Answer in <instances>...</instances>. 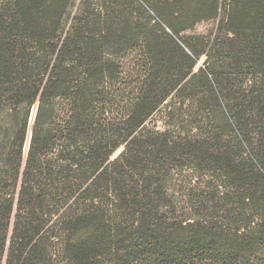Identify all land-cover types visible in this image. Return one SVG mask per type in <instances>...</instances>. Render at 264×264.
<instances>
[{"label": "trees", "instance_id": "16d2710c", "mask_svg": "<svg viewBox=\"0 0 264 264\" xmlns=\"http://www.w3.org/2000/svg\"><path fill=\"white\" fill-rule=\"evenodd\" d=\"M0 264H264V0H0Z\"/></svg>", "mask_w": 264, "mask_h": 264}, {"label": "rangeland", "instance_id": "374dc122", "mask_svg": "<svg viewBox=\"0 0 264 264\" xmlns=\"http://www.w3.org/2000/svg\"><path fill=\"white\" fill-rule=\"evenodd\" d=\"M218 24V19L217 20H212V21H207V22H202L200 24H198L192 31H190L189 33H193V34H207V33H211L215 30L216 26ZM33 117V116H32ZM122 150V148H120L118 151H116V153L114 154L113 157H115L118 153H120V151ZM184 176V178H183ZM187 172H182L181 175H175L173 179L169 182V190L176 192V197L178 200H183L184 198V182H182L181 180L187 181Z\"/></svg>", "mask_w": 264, "mask_h": 264}, {"label": "water", "instance_id": "95a60500", "mask_svg": "<svg viewBox=\"0 0 264 264\" xmlns=\"http://www.w3.org/2000/svg\"><path fill=\"white\" fill-rule=\"evenodd\" d=\"M33 116H34V111H33Z\"/></svg>", "mask_w": 264, "mask_h": 264}]
</instances>
